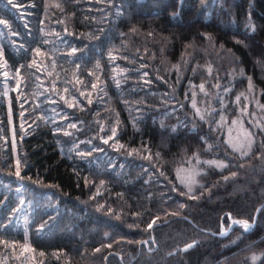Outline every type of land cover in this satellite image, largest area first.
Listing matches in <instances>:
<instances>
[{
  "label": "trees",
  "instance_id": "trees-1",
  "mask_svg": "<svg viewBox=\"0 0 264 264\" xmlns=\"http://www.w3.org/2000/svg\"><path fill=\"white\" fill-rule=\"evenodd\" d=\"M53 1L13 0L10 5L0 0V19L16 33L4 59L23 77L22 99L16 93L11 97L15 153L0 96L6 135L0 136V239L18 243L17 250L27 244L36 264H264V149L259 147L264 134L254 126L264 123V0H184L182 7L179 0ZM55 5L59 12L53 11ZM55 23L59 30L52 29ZM51 30L59 32L65 48L54 55L40 49L45 57L53 56L48 62L61 66L58 87H67L66 97L75 95L81 106L69 108L61 99L52 105L51 93L41 95L44 105L37 101L35 80L29 77L41 71L27 66L34 49L43 46L42 35ZM89 34L96 38L88 39ZM141 63L146 67L141 69ZM73 69L83 84L71 78ZM121 69L127 71L121 74ZM89 71L100 76L103 91L91 89L95 76ZM144 71L148 77L141 76ZM201 83L208 96L200 91ZM81 90L92 92V104L79 95ZM193 92L202 112L215 109L212 119L220 120L221 113L227 123L242 118L244 128L257 133V144L243 160L223 142L226 124L214 130L211 120L195 117ZM244 105L250 115L241 117ZM70 122L77 128H67ZM112 126L125 146L120 151L100 139L111 134ZM87 140L92 142L80 143ZM73 144L81 151L96 146L103 151L81 157ZM208 160H223L228 167L203 163ZM180 168L200 169L197 199L181 195L187 189L177 179ZM233 171L237 175L229 185ZM233 219L254 221V227L244 232ZM222 230L227 235H219ZM187 244L192 247L185 249Z\"/></svg>",
  "mask_w": 264,
  "mask_h": 264
},
{
  "label": "snow or ice",
  "instance_id": "snow-or-ice-1",
  "mask_svg": "<svg viewBox=\"0 0 264 264\" xmlns=\"http://www.w3.org/2000/svg\"><path fill=\"white\" fill-rule=\"evenodd\" d=\"M9 4H12V0H8ZM179 4L181 5V7L183 6L184 4V0H179ZM16 6V5H14ZM57 7H59V5H57ZM117 14L119 15L120 14V10L118 9L117 10ZM174 15H178V13L174 14ZM60 23H62V21H60ZM0 24L2 25H8V21L5 20V19H0ZM252 30L255 31V27L252 26ZM41 31H43V29H41ZM65 32H67V28L64 29ZM131 31L135 32V28H132ZM13 35H16V33H13ZM149 35H151V33H149ZM204 35V38L211 41V36L210 34H203ZM96 37L92 34H89L88 35V39H95ZM44 43H48L47 40L44 41ZM35 51V54L36 56H43L45 55V53H43L41 51V49L39 47L35 48L34 49ZM78 49L76 47H71V52L72 53H75L77 52ZM108 56L110 58V60H115L116 57L113 55L112 52H109L108 53ZM125 59H127V57H125ZM184 63H187L186 61H184ZM6 64V61H4V54H3V51L0 50V67H3L5 66ZM53 66H55V63L53 62ZM21 67H24L23 65H21ZM29 68L31 67H36L37 71H40V69L43 67L42 64H37V61L34 59L32 60V62L28 65ZM77 69L80 67L79 65H76ZM96 69H100L101 68V65L99 63V61H97L96 65H95ZM146 65L141 63L140 64V68L143 69L145 68ZM175 70H176V73H177V79L179 80L180 76H179V72H180V66L179 65H175L174 66ZM115 71V70H114ZM127 69H121L120 72L121 74L126 72ZM208 72L209 74L211 75V67L209 66L208 68ZM3 75L5 77H7L8 73L7 72H4ZM48 75L51 76L52 73L51 72H48ZM89 76H95V81L91 83V89L92 90H95L97 92H101L103 91V88L99 87V81H100V76L99 75H96L95 72L93 71H89L88 73ZM141 76L142 77H148L149 76V73L147 71H144L141 73ZM16 77H17V88H19V84L20 82L23 80V77L21 76V71H20V68H17L16 69ZM37 79H39V77H37ZM113 79L117 85V87H119L121 81L120 79L118 78L117 75H114L113 76ZM160 79H164V77H160ZM249 80V90L252 89V83H251V77L248 78ZM75 81L77 84H83V81L80 79L79 76H76L75 77ZM145 84H148V83H151V81L149 80H145L144 81ZM215 87L219 88L220 85L219 83H217L215 85ZM86 88V86H85ZM52 89L53 91H56L57 94L59 95V90L56 88V84L55 82H53L52 84ZM199 89L202 93L205 94V96H208L209 94L205 91V85L203 83H201L199 85ZM64 93H68L69 92V89L67 87L64 88ZM223 91L225 93H228L230 91L229 88L225 87L223 89ZM79 95L81 97H85V99H87V103L90 105L92 104V92L91 91H88L87 92V95L85 93L84 90H81L79 92ZM186 95V98H187V94ZM62 99H64L65 103L67 104V106L69 108H74V107H78V106H81V102L77 99V97L75 95H72L69 98H65L64 96H61ZM217 99L219 100V102L221 103V105H223V98L222 97H217ZM241 97L240 96H237L236 97V102L239 103ZM125 103H127V101H125ZM192 108L195 110L194 112V115L195 117H198L200 121H208V120H211L212 123H214L216 125V129L214 130H219L220 128L223 127L224 124L227 123V118L223 115V113L220 114V120H214L212 119V113L215 111V109H205V111H201V108L198 107L197 105V101H196V93L193 92L192 94ZM180 107H183V105H180ZM260 107L262 109H264V105H260ZM137 111H139V109H137ZM240 113H241V117H244V116H248L250 115L247 111V105H244L241 107L240 109ZM119 114L117 113V116ZM21 116H23V113H21ZM62 118H66V117H62ZM9 121L11 122V111L9 112ZM96 123L98 124L99 126V130L101 132L104 131V125L100 123V121H96ZM118 123V122H117ZM249 123L250 124H253V121L252 120H249ZM239 125L240 127V130L242 132V138H237L238 139V142H233V139H232V131H233V127ZM244 120L242 118L240 119H233L231 121V126L228 127V138L226 140H224L223 142L229 147L232 149V152L233 153H239V156L241 158V160H243L244 157L248 156L252 150H253V146L257 144V139H256V136H257V133H254L252 131H250L249 129L247 128H244ZM254 126L259 128V131L261 134H264V123H254ZM21 127L23 128V125H21ZM67 128L69 129H76L77 128V125L76 123H68L67 124ZM56 131H64V134L65 135H73V133L65 130V129H62L60 127H57L55 129ZM110 132L111 134L110 135H107V136H101L100 139L102 140V143L103 144H109V141H112L113 144L116 146V150L117 151H120L122 149H124V145L121 144L119 142V140L116 139L117 137V127L116 126H112L111 129H110ZM92 141L91 140H87V141H81L80 143H88L90 144ZM73 147L77 149V154L81 157H85V156H88V155H91V152L92 151H103L102 148H99L98 146L96 147H93L91 150L89 151H81L79 150L78 148V145L77 144H73ZM259 147L261 149H264V139H261L259 141ZM15 148V140H13V149ZM136 149H132V152H135ZM131 154V153H129ZM261 153H257V155H260ZM193 156L196 158V164L199 165L201 164V160L199 159V156L198 154L194 153ZM189 163H191V158L189 159L188 161ZM203 163H206L208 165H214L216 168H220V169H224V168H227L228 167V164L226 162H224L223 160H208V161H204ZM239 167H244V164L241 163L239 165ZM183 173V175H182ZM164 173L161 172V175H163ZM201 175V171L199 168H180V169H177V179L180 180L181 184L184 185V187L187 189L186 192H181V195H187L190 199H197V196L194 194V186L196 184H198V180L196 179L197 176H200ZM231 176L235 177L237 175V172L233 171L230 173ZM16 176L17 177H20L21 176V162L19 159L16 160ZM224 179H228V177H224ZM85 183H87V181H85ZM101 184L104 183L103 180L100 181ZM174 191L176 190L175 188L173 189ZM21 204L23 203V200L20 201ZM181 208L184 207L183 204L180 205ZM15 211V210H14ZM109 212L112 211L111 208L108 209ZM259 211V210H258ZM229 219H232L231 216L229 215ZM155 222V220H153V223ZM232 223L233 224H238V225H241L242 228H243V231L244 232H248L254 225V221L253 222H250L249 220H246V219H240V220H236V219H233L232 220ZM153 224L152 223H149L148 224V228H152ZM41 227H43V225H41ZM219 235L221 236H225L227 235V231L226 230H222ZM243 235V233L241 234ZM0 243H3V241H0ZM193 243H195V241H193ZM192 247V244H187L185 245V249L187 248H190ZM25 249L27 250L28 249V246L27 244H25ZM96 251H99V249H96ZM253 261H255V256H253Z\"/></svg>",
  "mask_w": 264,
  "mask_h": 264
},
{
  "label": "rangeland",
  "instance_id": "rangeland-1",
  "mask_svg": "<svg viewBox=\"0 0 264 264\" xmlns=\"http://www.w3.org/2000/svg\"><path fill=\"white\" fill-rule=\"evenodd\" d=\"M8 1V0H7ZM13 1V0H12ZM53 2H59V1H53ZM9 3V2H8ZM11 5V4H10ZM56 8V9H55ZM55 8H53V11L55 12L56 10L59 12V8L57 7V5H55ZM59 21V20H58ZM60 22V21H59ZM57 24L55 23L52 27V29L54 30H59V28L56 27ZM60 28H62V32H64V29L66 28V25H64L63 23H60ZM51 30V32H47L45 35H42V45L43 46H39V48H41L42 50H48L52 55H54L55 53L59 54L63 48H65V42L63 41V38L58 37L59 32ZM41 36V34H40ZM15 35H13V30L10 27V25L8 24L6 25H2L0 24V50L4 51L6 46H12L14 47V42L13 40H15ZM56 37V38H54ZM47 40L48 43H44V41ZM53 57V56H52ZM52 57L47 56L45 57V55L43 56H36V54L34 53V56H32L33 60L35 59L37 61V64H42L43 67L40 69L41 73L39 72L38 74H31V76L29 77L32 80H35V85L34 88L36 89V97H37V101L39 100L40 102H42V104L44 105L45 101H42L41 95H45L50 94L51 93V103L52 105H55V101H53L54 99L56 100H63L61 98V96L66 97V94L64 93V85L61 86L62 88L58 87L60 84V77L58 74V69L61 68V66H53V64H51L50 59H52ZM5 61V59H4ZM30 64V63H29ZM28 67V66H27ZM29 68V67H28ZM34 68L36 71V67H31ZM77 69V67H76ZM48 70L49 72L52 73L51 76H55L56 78L54 80H50L48 82V77H50L48 75V73H46ZM77 70H72L71 71V78L75 79L76 75L75 72ZM4 72H7L8 75L7 77H5L3 75ZM37 77H39V79H37ZM53 82H55L56 84V88L59 90V95L57 94L56 91H53V89L48 88L49 86H51L52 88V84ZM69 83V82H67ZM25 88V87H23ZM22 87H21V82L19 84V88H17V77H16V72H12L9 67L7 66V64H5V66L0 67V96L3 95V97L5 98L3 103H4V109L7 110L5 111V114L8 113V118H7V124H8V128H9V135L10 137H8L9 142H10V147L12 148V152L15 153L16 148H17V144L18 142L17 140V136H16V130L14 128V123H13V119H12V110H11V97L12 94L16 93V96L18 99H22V95H21V91ZM20 91V92H19ZM43 97V96H42ZM1 107V114H3V110ZM11 111V122L9 121V112ZM231 126V122L229 121V123H226V138H228L229 134H228V127ZM0 136H6L5 135V129L3 128V126L0 123ZM232 139L233 142H238V137L242 138V132L240 130L239 125L233 127V131H232ZM13 140H15V148L13 149ZM264 152V151H263ZM264 157V154H263ZM264 160L261 159V162H263ZM234 177L230 178V183L229 185H233L234 182L231 181ZM0 241H3V243H0V264H22L23 263V257L25 255V262L24 264H36V260L35 258L32 256V253L30 251V249L28 248L27 250L25 249V245L24 246H20L19 250H17V247L19 246L18 243H14L11 242V240L9 241L6 238H1ZM257 259V257H256Z\"/></svg>",
  "mask_w": 264,
  "mask_h": 264
},
{
  "label": "water",
  "instance_id": "water-1",
  "mask_svg": "<svg viewBox=\"0 0 264 264\" xmlns=\"http://www.w3.org/2000/svg\"><path fill=\"white\" fill-rule=\"evenodd\" d=\"M254 226V225H253Z\"/></svg>",
  "mask_w": 264,
  "mask_h": 264
}]
</instances>
